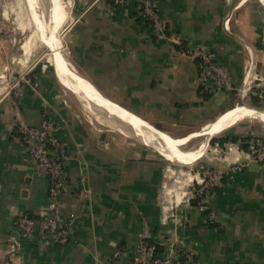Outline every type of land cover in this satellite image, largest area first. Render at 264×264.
<instances>
[{"label": "crops", "instance_id": "0c3cea01", "mask_svg": "<svg viewBox=\"0 0 264 264\" xmlns=\"http://www.w3.org/2000/svg\"><path fill=\"white\" fill-rule=\"evenodd\" d=\"M64 1V59L102 98L162 132L174 138L201 132L200 143L204 128L239 103L264 108V0H156L165 35L148 30L135 1ZM7 6L0 0V70L16 71L20 29ZM177 40L185 49L214 52L231 87L201 85L197 62ZM52 64L27 67L29 86L17 107L0 85V264H107L118 248L123 255L115 263L132 264L145 227L161 257L177 245L198 264H264V171L240 142L209 144L221 136L249 145L256 137L264 141V119L239 122L211 137L194 163L174 165L90 120ZM17 110L30 126L52 121L71 156L59 197L63 216H74L64 242L17 229L22 216L48 215V180L15 133ZM209 172L223 182L207 198V215L192 204L188 189Z\"/></svg>", "mask_w": 264, "mask_h": 264}, {"label": "built area", "instance_id": "2783aa9c", "mask_svg": "<svg viewBox=\"0 0 264 264\" xmlns=\"http://www.w3.org/2000/svg\"><path fill=\"white\" fill-rule=\"evenodd\" d=\"M128 1L136 2L139 14L151 32L165 35L166 24L159 17L156 0H115V5L122 6ZM176 43L179 47L183 46L180 41ZM183 52L197 62L198 81L201 85L211 84L213 89L219 90L231 87L230 78L225 70L217 64L214 52L200 47H189ZM27 76L28 72L25 71L18 80L8 84L5 89L6 93L12 96L16 102V107L17 101L29 86ZM2 79L3 76H0V82ZM261 89L264 92V86H261ZM241 90H244V88H241ZM16 117L15 133L17 137L26 146L38 174L48 180V202L46 205L48 215L38 218L22 216L16 223L17 229L25 236H30L36 232L42 239L48 238L57 243L64 242L68 237L74 216L69 214L67 219L63 216L64 204L59 197L64 185L63 164L71 156L65 144L54 136L55 125L52 121L43 119L38 126H30L22 120L21 113L18 110L16 111ZM247 158L249 161L259 163L264 171V141L261 138L256 137L251 141ZM221 185V177L215 172H209L202 179L196 180V185L191 183L188 194L193 200H199L198 208L206 211L207 198ZM147 239L148 231L145 227L140 242L135 249L132 264H182L180 261L182 255L185 258L183 264H198L197 260L193 259V253L185 252L177 245L170 247L166 257H161L159 254L155 256V247L144 243ZM11 248L14 250V247ZM122 251V248L116 249L113 253V260H110L107 264H116L114 260L123 255Z\"/></svg>", "mask_w": 264, "mask_h": 264}, {"label": "bare ground", "instance_id": "6f19581e", "mask_svg": "<svg viewBox=\"0 0 264 264\" xmlns=\"http://www.w3.org/2000/svg\"><path fill=\"white\" fill-rule=\"evenodd\" d=\"M26 2L33 25L36 27L38 36H40L39 38H41L52 53V61L61 84L78 97L86 111L91 112L97 117L104 115L109 119H115L117 123H113L112 127L118 133H128L130 137L141 142V144L155 149L161 157L170 162H176L180 165H190L204 155L208 138L228 131L245 119H264V108H251L242 104L221 114L204 131L206 133L205 139L198 143L197 146L191 149L179 147L169 134L162 132L122 107L102 98L86 80L78 76L70 67L63 57V52L60 48L61 40L54 37V34L67 21L66 1L26 0ZM40 6H46L47 13L38 12ZM40 9L42 8L40 7ZM25 48L26 45H24ZM108 126L110 127V125Z\"/></svg>", "mask_w": 264, "mask_h": 264}, {"label": "rangeland", "instance_id": "374dc122", "mask_svg": "<svg viewBox=\"0 0 264 264\" xmlns=\"http://www.w3.org/2000/svg\"><path fill=\"white\" fill-rule=\"evenodd\" d=\"M4 1L7 2V5H8L7 11L9 14V19L16 17L18 20V23H19V26H18L19 29L24 30V32L19 30L20 36H17L16 46L19 47V53H18L17 58H15L16 63L14 64V65L17 64V66H16L17 70L14 71L13 68H9V67H6L5 70H0V76H3V79L1 80L2 83L0 82V85L7 88L8 84H11L12 82L18 80L20 75L25 73V70L30 65H32V64L37 65V63L39 61L45 62V63L48 62V63L52 64V53H51V51H49L47 45L41 40V38H39L40 36H38V34H37L36 27L33 25V22L31 20V16L29 14L28 5L26 4L27 3L26 0H4ZM40 7L42 9H40ZM40 7H39L38 12L47 13V7L46 6L45 7L40 6ZM12 22L14 23L15 21H12ZM68 26H69V19L61 26L60 30H58V32L54 35L55 37H57L58 39L61 40L60 48L62 49L63 53H65V36H66ZM22 42L23 43L25 42V44H26L25 49L26 50L24 49V47L23 48L20 47L21 44H23ZM236 104H238V103H236ZM240 105H241V103L238 104V106H240ZM238 106H236V107H238ZM86 115L89 117L90 120L96 122L100 127L104 128V129L112 130V129H114L112 127V124L117 123V121L115 119H113V118L109 119L104 115L97 117V116H94V114H92L91 112H89V114H86ZM108 125H110V127ZM114 131L116 132V129H114ZM204 131H205V128H204ZM124 135L129 136L128 133H124V134L119 135V136L121 138L122 137L125 138ZM202 136H203V133L199 132V133H195V134H192V135H190L188 137H184V138H174L172 136H171V138L175 141V143L179 147L186 148V146L188 145L187 148L191 149V148L197 146V144L200 140L199 137H202ZM149 149L152 151L153 154L159 155L155 149H153L151 147Z\"/></svg>", "mask_w": 264, "mask_h": 264}, {"label": "trees", "instance_id": "16d2710c", "mask_svg": "<svg viewBox=\"0 0 264 264\" xmlns=\"http://www.w3.org/2000/svg\"><path fill=\"white\" fill-rule=\"evenodd\" d=\"M112 4H114L115 5V0H109ZM143 20V19H142ZM143 22L145 23V21L143 20ZM145 25H146V27L148 28V26H147V24L145 23ZM149 30V29H148ZM179 49H185V47H184V44H183V46H182V48H179ZM213 89V88H212ZM214 91H216V90H219V89H213ZM222 90V89H221ZM258 100V99H257ZM251 102L252 103H254V104H257V101H256V97H253V96H251ZM240 142V148H243L244 150H247V148H249V144L248 143H245L246 142V139H238L237 137H232V138H230V137H228V136H221V137H219V138H213V139H211V141H210V145L212 146V145H214V144H218L219 146H221V147H223L225 144H227V143H235V144H237V143H239ZM223 181H222V178H221V183H222ZM216 190V189H215ZM214 190V191H215ZM192 204L193 205H196L197 207H198V205H199V200H193L192 199ZM205 207H207V205H205ZM205 213L207 214V215H209V211L208 210H206L205 211ZM32 218H38V217H32ZM145 245H153L154 247H155V251H154V254H155V256H156V254H161V253H163V250H162V247H160V246H158V245H156V244H154L151 240H149V239H147V240H145ZM193 259L196 261V257L194 256L193 257ZM185 258H184V255H182L181 256V258H180V261H181V263L183 264L185 261Z\"/></svg>", "mask_w": 264, "mask_h": 264}, {"label": "water", "instance_id": "95a60500", "mask_svg": "<svg viewBox=\"0 0 264 264\" xmlns=\"http://www.w3.org/2000/svg\"><path fill=\"white\" fill-rule=\"evenodd\" d=\"M210 139H211V138H208V139H207V144L209 143Z\"/></svg>", "mask_w": 264, "mask_h": 264}]
</instances>
